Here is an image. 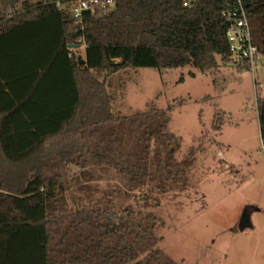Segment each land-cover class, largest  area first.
I'll return each mask as SVG.
<instances>
[{
	"label": "trees",
	"instance_id": "obj_1",
	"mask_svg": "<svg viewBox=\"0 0 264 264\" xmlns=\"http://www.w3.org/2000/svg\"><path fill=\"white\" fill-rule=\"evenodd\" d=\"M57 1L0 0L3 13L17 10L0 24V264H180L158 247L159 219L144 210L195 162L192 152L177 160L175 105L124 116L94 71L214 72L232 60L223 11L235 2L115 0L82 29ZM242 4L264 51V0ZM257 109L264 148V98ZM112 170L124 188H98Z\"/></svg>",
	"mask_w": 264,
	"mask_h": 264
},
{
	"label": "rangeland",
	"instance_id": "obj_2",
	"mask_svg": "<svg viewBox=\"0 0 264 264\" xmlns=\"http://www.w3.org/2000/svg\"><path fill=\"white\" fill-rule=\"evenodd\" d=\"M262 61L254 73L233 60L206 73L191 65L129 68L108 77L106 70L94 71L106 79L113 106L124 116L175 105L169 129L183 140L177 160L192 152L195 162L185 182L156 192L160 205L144 210L159 219L158 247L180 264H264V148L257 109V98H264ZM255 79L262 87L255 88ZM123 181L112 170L94 184L109 189ZM118 202L134 200L122 196ZM246 216L252 225L241 229Z\"/></svg>",
	"mask_w": 264,
	"mask_h": 264
},
{
	"label": "built area",
	"instance_id": "obj_3",
	"mask_svg": "<svg viewBox=\"0 0 264 264\" xmlns=\"http://www.w3.org/2000/svg\"><path fill=\"white\" fill-rule=\"evenodd\" d=\"M42 1L46 2L47 0L37 2ZM233 1L235 7H228L223 11V16L228 23L226 35L230 45L231 57L233 61L246 65L254 73L257 66L263 62L264 51L254 41L252 25L242 0ZM183 2L185 6L191 7L195 0H183ZM115 4V0H58L55 6L58 10L68 9L83 29L86 14L112 9ZM16 11V9H11L3 13V8L0 5V24L15 15ZM69 49L73 51L78 48L70 46ZM260 87L262 85L258 84L255 79V88Z\"/></svg>",
	"mask_w": 264,
	"mask_h": 264
},
{
	"label": "water",
	"instance_id": "obj_4",
	"mask_svg": "<svg viewBox=\"0 0 264 264\" xmlns=\"http://www.w3.org/2000/svg\"><path fill=\"white\" fill-rule=\"evenodd\" d=\"M75 47H77V46H75ZM78 59H79L80 63H84L85 62V60L83 59L82 55H79ZM114 62H116V61H114ZM251 225H252V223H251L250 217L246 216V217H244L242 219V221L240 223V228L241 229H245L247 227H250Z\"/></svg>",
	"mask_w": 264,
	"mask_h": 264
}]
</instances>
